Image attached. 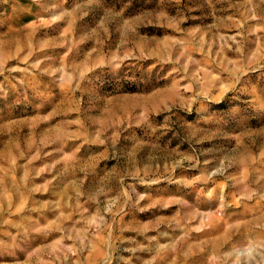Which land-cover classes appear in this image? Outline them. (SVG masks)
<instances>
[{"label": "rangeland", "instance_id": "rangeland-1", "mask_svg": "<svg viewBox=\"0 0 264 264\" xmlns=\"http://www.w3.org/2000/svg\"><path fill=\"white\" fill-rule=\"evenodd\" d=\"M0 264H264V0H0Z\"/></svg>", "mask_w": 264, "mask_h": 264}]
</instances>
